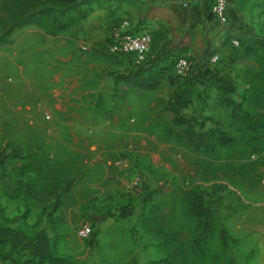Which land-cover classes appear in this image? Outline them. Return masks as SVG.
Instances as JSON below:
<instances>
[{
    "label": "rangeland",
    "instance_id": "rangeland-1",
    "mask_svg": "<svg viewBox=\"0 0 264 264\" xmlns=\"http://www.w3.org/2000/svg\"><path fill=\"white\" fill-rule=\"evenodd\" d=\"M22 1L0 0V225L34 236L40 221L55 219L44 228L53 233L51 248L77 264H264V131L253 140L242 121L245 113L264 115V47H219L215 74L231 76L233 93L215 86V77L201 84L204 67L189 82L171 65L158 89L143 91L121 77L146 65L100 47L109 33L86 38L89 17L72 14L69 28L56 32L43 17L6 34ZM40 1L36 7L62 5ZM171 1L152 0L188 16L179 10L185 0ZM248 2L253 16L254 2ZM117 4L136 21L135 6L116 0L94 1L92 13H110ZM229 9L224 28L203 9L205 24L194 28L207 33L205 41L240 24L264 38L262 20L241 13L239 0H229ZM188 53L194 62L213 56L205 49ZM179 89L190 94L183 114L209 132L221 130L234 144L215 152L190 147L186 127L173 123L165 105ZM17 151L22 156L15 158ZM65 179L74 181L69 190L59 188L50 205L49 199L36 202L56 183L64 189ZM21 182L32 186L28 198L16 193ZM196 199L203 207L199 221L206 220L198 245ZM86 223L93 232L80 238L77 229ZM0 264L57 263L24 241L0 242Z\"/></svg>",
    "mask_w": 264,
    "mask_h": 264
},
{
    "label": "trees",
    "instance_id": "trees-1",
    "mask_svg": "<svg viewBox=\"0 0 264 264\" xmlns=\"http://www.w3.org/2000/svg\"><path fill=\"white\" fill-rule=\"evenodd\" d=\"M96 0H48L51 3H61L60 7H54L51 5L48 8L36 7V4L39 5L42 1L40 0H23L17 9V13L13 15L9 22V29L6 31V34H10L14 29L21 28L27 24L32 23L33 21H40V18L47 17L51 19L53 26L51 27L54 32H56V28L58 30H64L69 28V26L74 22L75 17L72 14H76L80 16L81 19L87 18V16L92 11V4ZM117 2H125L130 3L136 6L144 5V0H116ZM154 2L148 6L149 9L155 7ZM230 27L227 29L226 35L220 33V41L223 45L224 43H230L234 35V30L231 29L230 34L228 33ZM240 41V47L245 51H253L257 46L264 45V41L258 39L257 41H246L242 39H238ZM212 46V47H211ZM232 46V45H231ZM188 52V50H183L180 54H184ZM207 54L214 55L218 53V49L214 48L211 43L205 49ZM152 61V60H151ZM151 61L146 65L144 69H139L130 74H124L121 78L123 81L129 85H132L139 90L143 91H153L158 89L163 79L169 77L168 72L170 70L169 67H164L160 65V62L153 63L154 65H150ZM147 67V68H146ZM215 77V76H213ZM231 78V77H230ZM216 80V77H215ZM235 90V89H234ZM233 91H223L225 93H233ZM189 91L187 89H179L177 90L173 96L165 103L167 109H169L173 113V123L175 125L186 127L184 130V141L195 150H205L207 152H215L219 148H226L234 144V140L232 137H229L226 133L221 130H215L209 132L204 129L202 123H197L199 125L196 128V123L193 124V120L188 118L183 114L182 110L185 109L189 104ZM242 121L246 124L247 129L252 132L253 140H261L263 138L262 131H264V115H260L258 117L251 116L245 113L242 116ZM13 156L21 157L20 153L17 151ZM73 180L65 179V188L60 187L57 183L48 190V194L55 195V193L59 190L62 192H66L73 185ZM64 183V184H65ZM203 207L202 203L199 199L194 200L192 202V212L198 217V238L195 240L197 245L200 244L201 241V230H203L202 226L206 223V220L201 224L199 221L200 214H202ZM210 224L208 227L210 230ZM29 242L30 246L33 247V252L40 257H47L55 261L57 264H77L75 262H68L66 258L57 257L54 254L53 249L51 248V241L47 235L46 229H42L38 231L34 236H30L25 231L21 229H13L8 226L0 225V242H10L11 244H16L20 242ZM31 243H35L32 245Z\"/></svg>",
    "mask_w": 264,
    "mask_h": 264
},
{
    "label": "crops",
    "instance_id": "crops-1",
    "mask_svg": "<svg viewBox=\"0 0 264 264\" xmlns=\"http://www.w3.org/2000/svg\"><path fill=\"white\" fill-rule=\"evenodd\" d=\"M144 1H145V4L143 6L134 5L135 11H137V14L135 17L136 21L134 22L137 23L139 27L148 29L154 33V45H153L154 51L153 52H154V55L156 54L157 56L153 55L154 57L150 65H154L155 63H158L159 61L160 65L171 68V67H174V58L177 55H179L180 52H182L183 50H188V51H193V50H198V49L204 50L207 48L209 43H211L213 47L217 49H219V47L222 45L221 44L222 41H220L221 39L220 36L222 34L218 35L217 37L216 35L218 33H214L213 35L211 34L209 35L210 40L205 41V39L202 37L204 36L206 38L207 33L202 31L203 29L199 31L197 28H194V26L197 24H205V16H204L203 9L206 11V8L204 5V0H195V5L193 7L191 6V8L188 11H186L187 13H185V15H188V16H185L184 19L180 18V15H178L176 6L173 8H171L169 5L166 8L161 7V6L160 7L155 6L152 9H149L148 6L151 4L152 0H144ZM243 1H244V7H243ZM252 1L254 2V15L253 16L250 15L249 9L246 8L245 4L249 3L248 0H239V7L241 8L240 9L241 13L242 11L246 12L244 11L246 9L248 12L247 14L250 17L261 19L262 25H264V0H252ZM166 2H168V0H166ZM119 3H124V2H119ZM168 3L170 5H173L171 0H169ZM240 3H241V6H240ZM114 8L115 9L113 10L115 11H111L110 13L108 12L109 9H106V8H103L102 10H98L94 13H92L91 11L90 12L91 15L89 14L87 16V18L89 17L88 18L89 21L85 23L84 29L82 30V34L88 39L89 37H91L92 39L99 38V40L104 39V37L108 33L110 34V31L112 29L116 27L117 28L121 27L125 21H130L129 20L130 12L128 9L122 8L120 4H117ZM136 8H138V10ZM165 10L168 13H166L167 15L162 16L160 12H163ZM231 12L232 11H230L229 9L230 18L232 16ZM235 24L237 25L238 23H235ZM244 25L245 24H240L238 26L231 25L228 33L230 34L231 29H233L235 33L232 36L237 35L242 40L252 42V41H257L258 39H261L264 41L263 37L257 36L251 32L248 33V31L244 32L242 28ZM99 46L109 51L108 42L102 41V43H100ZM261 47H264V45L257 46L256 48H261ZM208 60H209V63L207 64ZM210 60H211V57L208 59H202L200 62L199 61L195 62L196 68H197L196 71H199V69H202V67H204L202 69L204 73L203 74L201 73V75H205V77H202L203 81L201 84H203L205 79L207 80L211 78L213 79V76H215V73L218 72L217 67H215L218 61L216 63H212ZM211 65L214 66V68L216 69L214 70V72H211L209 68ZM229 77L231 76L229 75ZM28 189L31 190L32 186L29 185L28 183L21 182L18 185V190L16 193L21 194L22 198L23 197L28 198L30 195L29 193L30 190ZM36 197L37 198H35V200L39 204H45L48 201V199H49L48 204L49 205L51 204L50 198H52V196L49 195L48 192L46 193V197L48 198H43L44 196L42 197L40 194H38ZM52 202L54 201L52 200ZM43 206H44L43 208H47V205H43ZM48 209L50 210L49 207ZM54 221L52 219L49 221V218L45 217L42 221H40V224H38L39 229L37 230V232L44 229L46 224L51 225V223H54ZM46 231H47L48 237L50 239H53V233H50L49 228H46ZM121 264H138V262L136 261V259H133L131 260V263H121Z\"/></svg>",
    "mask_w": 264,
    "mask_h": 264
},
{
    "label": "built area",
    "instance_id": "built-area-1",
    "mask_svg": "<svg viewBox=\"0 0 264 264\" xmlns=\"http://www.w3.org/2000/svg\"><path fill=\"white\" fill-rule=\"evenodd\" d=\"M207 16L212 20V24L224 28L230 23L229 0H204ZM191 8V2L182 1L179 5L180 11H188ZM154 34L148 29L139 27L135 22L125 21L119 28H114L108 36V48L111 53L132 59L138 64L149 63L154 56ZM231 45L239 47L240 41L232 39ZM154 55V56H153ZM212 63L219 61V54H215L210 60ZM174 69L176 74L192 82L196 79V64L190 53L179 54L174 58ZM215 86L222 91H233L235 83L226 73L215 74ZM210 80V79H209ZM205 82H208L205 79ZM137 181L128 182L126 187L133 188ZM92 226L88 223L81 225L77 229V236L80 238H89L92 234Z\"/></svg>",
    "mask_w": 264,
    "mask_h": 264
}]
</instances>
